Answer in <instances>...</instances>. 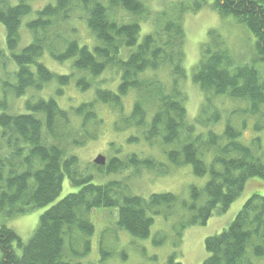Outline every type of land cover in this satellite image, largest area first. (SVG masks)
Returning <instances> with one entry per match:
<instances>
[{
	"label": "trees",
	"instance_id": "16d2710c",
	"mask_svg": "<svg viewBox=\"0 0 264 264\" xmlns=\"http://www.w3.org/2000/svg\"><path fill=\"white\" fill-rule=\"evenodd\" d=\"M12 2L0 0V23L6 28V46L11 52L7 60L13 58L17 67L8 73L16 82L2 83L0 213L13 217L51 206L26 243L12 228L0 224V264H73L64 259V228L77 226L86 238L88 252L94 232L89 215L97 208L117 209V226L147 239L154 216H177L179 231L206 225L215 213L228 211L250 179L264 182L261 138L245 145L239 140L241 131L232 125L221 134L204 130L208 121L214 124L221 119L216 108L205 118L218 95L248 100L252 114H264V69L236 65L215 30L201 44V57L192 74L204 100L193 120L188 119L182 86L187 79L184 17L201 11L207 0L175 1L155 13L143 0H56L27 23L32 41L19 53L15 51L22 19L32 12V6L30 0ZM212 8L222 17L234 16L244 23L256 38V60L264 59V0H213ZM141 23H151V31L143 36ZM81 28L89 30L90 41L82 40ZM46 52L61 64L72 61L74 72L59 74L49 69L40 62ZM3 58L0 48V66L5 64ZM166 69L169 84L161 77ZM112 72L113 78L101 80ZM74 79L79 91L88 94L93 89L91 99L65 107L53 96L28 95L56 83V93L62 98ZM117 79L115 89L102 86ZM132 91L133 106L128 112L126 99ZM9 92L14 98L26 96L25 111H10ZM105 111L113 120L115 116L116 131L134 133L130 142L158 145L172 165L191 164L197 176H209L204 189L192 186L190 200H184L170 192L132 195L121 181L96 183L94 174L81 171L73 150L99 138ZM139 155L133 152L125 160L112 158L108 170L134 166L138 175L143 169L168 172L154 156ZM91 167L99 173L104 170L94 163ZM66 177L78 190L57 201ZM250 244L253 255L264 256V196L259 193L245 202L228 227L206 238L209 255L202 264H242ZM15 245L21 248L20 255ZM168 263L182 264L176 254Z\"/></svg>",
	"mask_w": 264,
	"mask_h": 264
},
{
	"label": "rangeland",
	"instance_id": "374dc122",
	"mask_svg": "<svg viewBox=\"0 0 264 264\" xmlns=\"http://www.w3.org/2000/svg\"><path fill=\"white\" fill-rule=\"evenodd\" d=\"M143 1L155 13L164 10L171 2H191L192 0ZM16 2L17 0H14L12 3L16 4ZM55 2L56 0H30L32 12L22 19L20 27L21 40L15 51L16 53L21 52L32 41V33L28 30L27 23L36 18L38 10L47 4H54ZM207 2L208 4L201 11L197 13L189 12L184 17V26L187 34L184 67L187 72V79L183 81L182 86L187 94L186 108L190 121L197 115L204 100L201 90L192 82V74L194 67L201 57V44L211 39L209 31L215 30L221 36L226 49L229 51L236 65L252 64L261 72L264 69V59L256 60L258 58L256 38L247 26L234 16L222 17L212 8L213 0H207ZM150 25L151 23H141V36L151 31ZM87 30L81 28L79 34L82 40L90 41L91 35L89 34V30ZM0 48L4 50L3 62L5 63L0 66L1 102L3 97L2 83L4 81H11L14 84L16 78L9 76L8 73L17 68L13 58L7 60L11 56V52L6 46V28L1 23ZM40 62L59 74L74 72L72 61L61 64L54 60L48 52L40 58ZM111 77H114L113 72L105 73L101 77V80H109ZM161 77L167 84L171 82L168 69L161 72ZM75 84L76 79L72 81L71 86L65 88V95L62 98L56 93V83L49 84L45 91L38 93L29 91L28 95L34 94L35 97H44L45 99L53 96L65 107L73 103L78 105L83 100L92 98L93 89L88 94L83 93L78 90ZM117 84L118 79L102 86L115 89ZM133 96L134 92L132 91L126 99L125 106L128 112L131 111L133 106ZM68 97H71L72 100L70 99L69 101ZM25 98L26 96L19 99L12 98V93L9 92L8 100L11 110L25 111ZM215 108L219 110L221 119L214 124L208 121V125H204V130L212 129L214 132L221 134L227 125H232L241 131L239 140L243 144L251 145L252 140L259 137L264 146V114H252L248 100L218 95L213 98V104L208 108L205 118L211 117ZM2 110L3 108L0 106V113ZM263 112L264 107L262 108ZM102 115L105 117L106 122H104L99 138L91 140L85 146L73 150V154L79 157L81 171L94 174V181L96 183L104 184L110 181H121L127 184L128 190L132 195L149 197L153 193L170 192L179 195L184 200H190V189L192 186L204 189L209 176H197L191 164L172 165L166 153L158 145L151 147L149 144L144 143L146 142L144 139V142L140 143L130 142L129 138L134 134L132 131H116L114 125L115 116L113 120L106 111ZM257 126H260L261 129L256 128ZM0 144H2L1 141ZM2 149L0 147V154L3 153ZM133 152H137V154H140L139 156H154L168 168V172L161 174L157 171L143 169L141 170V175H136V168L134 166H130L128 169L119 172L108 170L112 158L118 157L125 160ZM99 154H103L108 159L104 170L100 173L91 167V163H93ZM77 190V188L70 184L68 177H66L62 193L57 201ZM254 193L264 196V182L258 178L248 181L244 192L226 213H215L206 225L191 226L183 231H179L178 226H176L179 220L177 216L168 219L163 216H154L151 234L147 239L136 238L129 232L120 229L117 226V209L97 208L89 215V219L94 226V232L89 238L90 250L88 252H85L86 238L81 230L77 226H72L71 229L65 226V233L63 235L64 259L73 264H169V257L172 254H176V260L182 264H202L209 255L205 248L206 238L218 234L228 227L245 202ZM50 206L38 207L27 214L13 217L8 216L6 213H0V224L12 228L21 237L23 242L26 243L36 230L41 215ZM155 241H160V243H155ZM253 243H255V240L252 241ZM14 248L16 253L20 255L22 252L21 248L17 247V245ZM1 259L2 252L0 250V261ZM242 264H264V256L253 255L252 245L250 244Z\"/></svg>",
	"mask_w": 264,
	"mask_h": 264
},
{
	"label": "water",
	"instance_id": "95a60500",
	"mask_svg": "<svg viewBox=\"0 0 264 264\" xmlns=\"http://www.w3.org/2000/svg\"><path fill=\"white\" fill-rule=\"evenodd\" d=\"M95 163L98 165H104L106 163V159L105 157H103L102 155H99L96 159H95Z\"/></svg>",
	"mask_w": 264,
	"mask_h": 264
}]
</instances>
